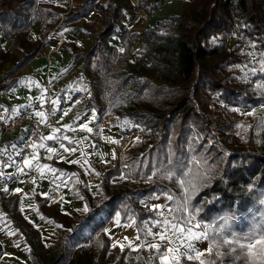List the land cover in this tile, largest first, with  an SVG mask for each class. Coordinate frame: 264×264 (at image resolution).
<instances>
[{"label":"trees","instance_id":"obj_1","mask_svg":"<svg viewBox=\"0 0 264 264\" xmlns=\"http://www.w3.org/2000/svg\"><path fill=\"white\" fill-rule=\"evenodd\" d=\"M12 1L15 6H11ZM126 1L80 0L75 6L65 7L43 0H0V36L11 47L22 50L11 63L12 73L37 54L36 47L23 50L38 42L27 36L34 21L40 18L42 32L46 33L78 21L87 6L101 12L102 27L93 32L86 49L75 54L89 75L88 105L100 123L105 109L101 102L113 99L111 113L137 126L147 139L140 141L135 151L126 150L123 160L114 156L104 166L96 193L86 184L74 185L88 211L69 220L68 232L62 238L69 251L78 244L84 247L82 257L76 256L73 264H134L128 258L132 252L126 247L113 260H107L110 243L104 226L115 214L120 223L133 220L136 235L142 238L143 221L157 217V211L142 200L161 193L173 196L165 203L172 211L173 223L183 225L194 206L200 211L193 214V221L208 226L213 238L223 235L231 240L230 233L242 237L264 225V139L254 135L255 121L246 126L243 138L232 148V135L226 132L235 117V112L227 108L255 105L258 98L238 90V82L233 79V66L241 61L238 52L226 48L224 39L209 43L212 37L228 33L236 16L242 33L264 57V0H193L170 16L171 25L159 30V22L154 21L141 32L142 53L133 63L126 57L129 41L136 34L120 24ZM110 36L116 37L121 50L108 42ZM7 55L11 53L0 49V64ZM124 68L128 71L123 72ZM169 74L174 78L171 84L165 80ZM153 75L158 83L151 80ZM7 76L0 77V92L12 86V78ZM214 94L220 104L212 108L210 97ZM122 161L127 164L125 168ZM118 175L136 181H110ZM183 180L199 181L187 211L180 209L183 189L179 182ZM33 196L38 209L46 207L36 194ZM19 201L17 193L0 192V212L27 243L29 264H46L34 249L40 234L22 214ZM250 243L253 248L247 261L234 259L240 255L237 248L222 257L223 264H264V244L259 243V235ZM156 256L140 264H157ZM203 259L206 264H217L221 258L205 254ZM48 264H58V260Z\"/></svg>","mask_w":264,"mask_h":264},{"label":"rangeland","instance_id":"obj_2","mask_svg":"<svg viewBox=\"0 0 264 264\" xmlns=\"http://www.w3.org/2000/svg\"><path fill=\"white\" fill-rule=\"evenodd\" d=\"M43 1H50L61 4L65 7H72L78 4L80 0ZM192 1L193 0L126 1L124 3V12L120 16L121 28L127 29L129 32H134L136 34V36L129 41L130 50L126 58L132 63L139 61L142 53V48L140 46L141 32L145 28L152 25L154 21L159 22V30L164 28L163 25H171L169 20L170 16L181 11ZM10 4L11 6H15L16 2L12 1ZM40 21H42L40 18L34 21L27 32L28 38H31L30 40L37 39L38 42L35 45H30L28 48H24L23 50H29L32 47H36V55L40 57L39 59L42 57L48 59L49 55L54 57L53 54L59 52L63 59L60 57L54 58L59 60L61 64H69L71 67V74H73L72 77L77 79V84L71 89L72 93L69 95L70 98H74L77 95L83 96L84 91H86V88L89 85V75L81 67H77V65L80 64V58L75 54L83 52L88 44L91 43L93 40V32L100 29L104 23L103 14L93 7L87 6L86 10L81 13V17L78 21L60 27L57 30L51 29L46 33L42 32ZM47 35L49 36L48 39ZM222 39L225 41L226 48H234L241 58V61L233 66L236 69L233 74V79L238 82V90L242 93L251 92L258 98L257 104L255 105L246 104L245 106L238 105L227 108L228 110H233L235 112L232 126L226 131L232 135V137L229 138L231 145L230 148H232L237 140L243 138L244 129L250 122L253 121H255L254 135L257 138L264 139V57L263 54L257 53L254 50L252 40L242 33V24L236 16L234 17L233 28L224 36L217 35L212 37L209 40V43H217ZM108 42L115 44V46L121 50V46L115 36L108 37ZM0 49L11 53V55H7L5 60L0 64V77L8 73L7 77L12 78L11 80L13 82L12 86L9 87L11 90L7 92V94L21 95L24 91L32 92L31 90L33 88L31 87L29 81L32 83H39V80L34 79L33 73L28 71L22 72V70H19L17 73L10 72L12 61L22 55V50L11 47L9 45V41L4 39L2 36H0ZM64 55L66 57H64ZM65 58H68V62ZM33 59H35V57ZM32 60L28 64H30ZM127 71V68L123 69V72ZM62 75L61 71L50 73V75L48 74V78L46 77V81L44 83L47 82L49 86L50 84L54 85L56 78L61 77ZM150 78L155 83L159 82V79H157L154 75ZM165 80L168 84H171L174 78L169 74L165 76ZM6 90H2L1 92H5ZM88 96L89 91L86 97L87 104ZM9 99L11 98H9L8 95H5L1 101L5 103L6 101H9ZM53 99L56 100L55 98ZM210 99V106L212 108L220 104L217 94L212 95ZM111 100L113 101V99L106 98L101 102L105 104L104 116L102 117L101 122L97 123L95 121L94 129L89 132L87 131L88 136L83 139L84 142H79V144L73 148L75 150L72 149L77 157H81L80 150H83L82 148H88L90 152H92V155L100 154L99 149L101 148L97 149V146L102 138L98 127L102 124H106L108 129L107 146L112 149L114 156H118L120 160H123L124 152L126 150L133 152L136 148H138V143L140 141L147 140L146 137L140 133L141 131L137 126L132 125L125 118H116V116L111 113V105L113 104ZM25 102H28V100ZM58 102L60 103L59 106L61 108L62 103L61 101ZM15 111V109H11L10 113L14 114ZM115 123H117L120 127V135L116 138H114L112 134V130L115 129ZM126 139H129L130 143L126 146L124 151H120V147ZM60 141L66 143L63 140L62 135L60 136ZM102 151L103 150H100V152ZM6 153V156H11L12 160H16L19 157L13 152L6 151ZM34 160H42V158H40L37 154L33 161ZM52 162H55L54 165L52 164V166L49 164V166L55 173H57L56 180L58 183L60 182L65 193L64 201L56 207H44L42 209H38L33 201V193L35 192V189H32L29 195L26 196L25 192L20 195V210L24 217L35 226L40 234V241L34 245V249L40 254L43 261L48 264L57 259L58 264H73L76 256L79 258L82 257L84 247L78 244L77 248L73 251H69V246L64 244L62 238L68 232L67 226L69 220L83 213V209L85 208L78 192L74 188V185L77 183L80 185L86 184V177L82 174L80 168H83L85 171H94L98 174V163L92 158L86 159L82 157L80 159V163H77L76 165H70L64 161L57 160L54 157L52 158ZM122 163L123 168H125L127 164L124 161H122ZM25 169L30 168L28 167ZM66 172H68L69 175L66 174ZM110 181L113 183H121L128 181L135 182L136 180L127 179L122 175H118L111 177ZM98 186L96 189H98ZM167 196L168 195L161 193L158 195H152L151 197L142 200L149 208H154V205L161 206L159 208H154L157 211V217L155 219H145L143 221L145 229L142 238L138 239L136 230L133 226V220L117 223V217L115 214L109 219L104 226V231L107 234L110 243L107 254L108 261L113 260L119 251L126 247L132 252L128 258L134 264H140L144 263L147 258L152 257L157 253L156 249H152L148 246L149 244L157 243L167 245L168 247L172 246L168 243V241L173 239V233L170 227L173 222L171 221L172 211L165 204ZM39 198L42 200L41 196ZM164 220L169 221L167 241H161L159 236L156 235L157 233L164 231L165 225L162 223ZM192 223L201 225V227L194 228L193 231L197 233L203 231V226H205L203 222L192 221ZM149 230L152 234L145 235V233ZM195 246L201 252L208 248L207 241H197ZM27 250L28 245L24 238L16 232L14 227L11 225V222L6 219L2 212H0V264H29ZM163 250L166 251V248H163ZM58 256L60 258H58ZM155 260L157 264H160L157 256ZM180 264H197V261L182 259Z\"/></svg>","mask_w":264,"mask_h":264},{"label":"crops","instance_id":"obj_3","mask_svg":"<svg viewBox=\"0 0 264 264\" xmlns=\"http://www.w3.org/2000/svg\"><path fill=\"white\" fill-rule=\"evenodd\" d=\"M48 38L49 36L47 35V39ZM58 54L59 52L53 55L54 57H60L63 59L62 55ZM54 57H51L49 55L48 59H45V57L39 59L40 57L36 55L35 59H33L34 61L32 60L30 64L20 69L22 70V72L28 71L33 73L34 79L39 80V83H32L29 81L31 87L33 88L31 90L32 92L24 91L21 93V95H12L7 94V92L11 90L9 88L5 92H1L0 94V104H4L1 99L5 95H8L11 99L15 98L25 102L27 100L31 101L35 98L44 97L46 90H48V92L52 94L53 98L57 99L58 101H61L62 103L60 112L55 118L54 125L51 126L49 129H46V133L44 134L42 141L35 146V148L29 154L30 156H24L23 158H21L20 161H18L20 159L19 157L16 160H12L11 156H6V151L13 152L16 154L18 149V141L13 145H0V160L3 165V169L6 171H11L15 175L14 182L5 187V190L3 191L6 195H9L10 193L14 192L20 196L23 192H25V195L27 196L30 194V191L32 189H35L33 195L36 194V198L38 200H40L39 197L41 196L42 201H44V197L48 193L49 183L58 184L64 193L60 182L58 183V181L56 180L57 173H55L49 166V164L54 165L55 163L49 161H52L53 157L57 160L64 161L70 165H76L77 163H80L81 157L86 159H94V161L98 163V174H96L94 171H85L83 168H80V171L86 177V184L89 191L96 193V187L99 184V174L102 172V169L104 168L106 163L110 162L114 157L112 149L107 146L108 129L106 124H102L100 127H98L102 138L97 146V149L101 148L99 149V155H92V152H90L88 148H82L83 150H80L81 157H77L75 155V152H73L72 149L75 148L76 145L79 144V142H84L83 139L88 136L87 131L89 132V129H94L95 112L94 109L87 104L86 97L88 95V87L86 88V91H84L83 96L77 95L74 98H70L69 95L72 93L71 89L74 85L77 84V79L75 77H72L73 74H71V67L69 64H61L59 60H56ZM64 57L66 56L64 55ZM66 60L68 62V58ZM77 67L79 68L80 64H78ZM59 71H61L63 75L61 77L56 78L54 82L55 86L49 83L50 86L48 85L47 89L44 88V82L46 81V77L48 78V74L50 75V73H56ZM82 125H86L87 127H81ZM114 127L115 129L112 130V134L113 137L116 138L120 135V127L117 125V123L114 124ZM61 135L66 143L60 141ZM49 136H52L53 139H47V137ZM41 144H43L44 147H40ZM61 145H63V147H61ZM49 148H52L53 151L49 152ZM100 150L103 151L100 152ZM37 154L40 158H42V160L33 161L34 155L36 158ZM25 160L30 161V163L26 165L24 163ZM28 167L30 169H25ZM33 171L37 172L36 176L32 174ZM66 174H68V172H66ZM33 201L35 203L34 196ZM63 201L64 200H62L61 203Z\"/></svg>","mask_w":264,"mask_h":264},{"label":"snow or ice","instance_id":"obj_4","mask_svg":"<svg viewBox=\"0 0 264 264\" xmlns=\"http://www.w3.org/2000/svg\"><path fill=\"white\" fill-rule=\"evenodd\" d=\"M55 103V101H54ZM67 114V113H65ZM36 115H43V113H36ZM81 127H87L86 125H82ZM91 131V129H89ZM47 139H53L52 136L47 137ZM40 147H44L43 144ZM63 147V145H61ZM67 150V149H65ZM75 150V149H73ZM49 152H52L53 149L49 148ZM35 159V157H33ZM24 163L27 165L30 161L25 160ZM47 167V166H45ZM199 181H189L183 180L179 182V186L183 189L182 191V203L180 205V209L183 211H187L189 206L191 205V200L193 196L198 192V188L196 187V183ZM167 199L172 200L173 196L168 195ZM160 205H154V208H159ZM84 211H88L87 207L83 209ZM200 209L195 208L193 206L192 212L189 213V216L184 220L183 225L180 222L172 223L170 225L173 239L168 241L171 244V247H168L164 244L151 243L148 246L152 249H156L157 258L160 261V264H180L182 259H186L188 261L195 260L197 264H206V261L203 259L205 254L209 256H215L217 258H221L217 261V264H223L222 257L228 253L236 252L237 248H239L240 255L234 257V259L243 258L245 261L248 260L249 256H251V250L253 248V244L250 241L256 239L259 235V243L264 244V225L253 229L245 236H237L235 233H230L232 239H228L227 237L220 235L218 237H210L208 226H203V231L197 233L193 231L196 227H201V225L193 224L194 213H198ZM118 223V221H117ZM162 223L165 225L164 231L161 233H157L161 241H167L168 236L167 232L169 230V221L164 220ZM107 231V230H106ZM150 230L145 233V235H151ZM139 239V238H138ZM197 241H211L209 243V247L205 250V252H201L196 248L195 244ZM241 241H248L249 243H242ZM115 246V245H114ZM123 247V246H122ZM166 248V251L161 253V249ZM225 249L222 252L220 249Z\"/></svg>","mask_w":264,"mask_h":264},{"label":"built area","instance_id":"obj_5","mask_svg":"<svg viewBox=\"0 0 264 264\" xmlns=\"http://www.w3.org/2000/svg\"><path fill=\"white\" fill-rule=\"evenodd\" d=\"M48 83L44 84L47 89ZM55 101V103H54ZM58 100H54L52 94L46 90L44 97L35 98L28 102L18 99H9L4 104H0V145H13L18 141V149L16 154L19 160L29 155L35 146L40 143L46 133L54 124V120L60 111ZM15 109V113L11 114L10 110ZM43 113V115H36ZM130 143L129 139L123 141L120 151H124ZM34 176L37 175L33 171ZM15 180V175L11 171L3 169L0 160V192ZM64 200V193L61 187L56 183L48 184V193L44 197V204L53 207Z\"/></svg>","mask_w":264,"mask_h":264}]
</instances>
